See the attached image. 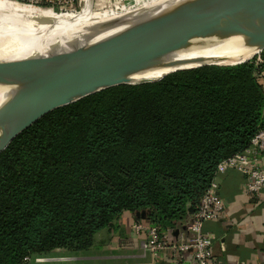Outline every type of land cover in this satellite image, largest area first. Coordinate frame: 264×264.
Here are the masks:
<instances>
[{
  "label": "trees",
  "instance_id": "16d2710c",
  "mask_svg": "<svg viewBox=\"0 0 264 264\" xmlns=\"http://www.w3.org/2000/svg\"><path fill=\"white\" fill-rule=\"evenodd\" d=\"M262 127L251 61L108 87L45 114L0 153V264L86 250L124 212L179 228L217 164Z\"/></svg>",
  "mask_w": 264,
  "mask_h": 264
},
{
  "label": "water",
  "instance_id": "95a60500",
  "mask_svg": "<svg viewBox=\"0 0 264 264\" xmlns=\"http://www.w3.org/2000/svg\"><path fill=\"white\" fill-rule=\"evenodd\" d=\"M93 11L95 0H85ZM254 10L256 13H252ZM244 22L239 19L241 14ZM253 12V11H252ZM165 21V22H164ZM151 24L138 34L99 48L82 51L78 45L70 53L37 56L21 60H0V77H10L30 83L20 102L33 105L14 122V115L2 120L0 153L22 131L45 114L75 102L105 88L120 84H135L159 80L165 75L205 65H235L207 63L189 68H175L159 78L129 80L127 73L138 70L148 61L186 45L188 42L218 32L226 26L243 33L248 39L264 43V0H199L169 20ZM264 48V45L261 49ZM187 217L193 212L188 209ZM144 217V213L136 214ZM178 229L173 234L176 235Z\"/></svg>",
  "mask_w": 264,
  "mask_h": 264
},
{
  "label": "bare ground",
  "instance_id": "6f19581e",
  "mask_svg": "<svg viewBox=\"0 0 264 264\" xmlns=\"http://www.w3.org/2000/svg\"><path fill=\"white\" fill-rule=\"evenodd\" d=\"M198 1L151 0L132 10L95 21L91 20L93 11L89 10V3L77 13L66 16L20 8L19 3H16L11 12L20 22L17 28L12 30L17 34L21 33L24 38L1 36L0 60L66 54L76 45L81 47L82 51H96L130 35L138 34L151 24L167 21ZM252 11L251 14L256 13ZM248 15L250 13L245 12L239 19L244 22V16ZM263 45V42L250 40L243 33L226 26L218 32L196 38L180 48L148 61L138 70L127 73L126 77L139 81L159 78L175 68H189L207 63L243 62L257 54ZM29 89L30 83L0 77V134L4 121L2 119L6 114L13 113L15 122L32 109L31 104H20L24 93Z\"/></svg>",
  "mask_w": 264,
  "mask_h": 264
},
{
  "label": "crops",
  "instance_id": "0c3cea01",
  "mask_svg": "<svg viewBox=\"0 0 264 264\" xmlns=\"http://www.w3.org/2000/svg\"><path fill=\"white\" fill-rule=\"evenodd\" d=\"M97 2V0H95ZM264 167V155H258ZM218 194L225 209L221 217L203 224L204 231L214 236L213 255L224 262L264 264V187L256 193L245 191L246 178L241 171L228 169L218 176ZM146 220L124 212L113 225L95 233L92 245L82 251L56 249L49 254L32 256L26 264H173L167 252L153 257L143 250V234L133 225ZM186 219L178 234H186ZM172 230L171 237H175Z\"/></svg>",
  "mask_w": 264,
  "mask_h": 264
},
{
  "label": "built area",
  "instance_id": "2783aa9c",
  "mask_svg": "<svg viewBox=\"0 0 264 264\" xmlns=\"http://www.w3.org/2000/svg\"><path fill=\"white\" fill-rule=\"evenodd\" d=\"M42 4V0H18ZM60 7L74 9L76 1L57 0ZM84 1V0H82ZM44 3H53L45 0ZM248 61V60H247ZM256 69V77L264 92V48L249 58ZM264 155V127L259 129L251 138L247 148L221 160L215 170V175L209 187L200 198L195 210L187 217L186 234L180 233L171 237L172 230L159 231L148 220H140L134 223L133 230L137 234H143L142 247L145 252L153 257L167 252L173 264H242L240 262H224L215 259L213 255L214 236L204 231L203 224L208 220L219 219L224 212L225 205L218 194V176L228 169H236L246 178L245 191L249 194L256 193L264 187V167L258 163V155ZM173 236V235H172ZM28 257L24 259L27 263Z\"/></svg>",
  "mask_w": 264,
  "mask_h": 264
},
{
  "label": "rangeland",
  "instance_id": "374dc122",
  "mask_svg": "<svg viewBox=\"0 0 264 264\" xmlns=\"http://www.w3.org/2000/svg\"><path fill=\"white\" fill-rule=\"evenodd\" d=\"M150 1L151 0H97V2L94 3V9L91 16V20L95 21L116 13H121L122 11L132 10ZM44 2L45 0H42V4L41 3L33 4L30 2H20L18 0H0V24H1L0 38L1 36L2 37L11 36L15 39L24 38V36L21 33L17 34V32L13 31L17 28V24L20 22V20L14 17L11 12V9L14 8L16 3H19L20 8L23 7L30 10L33 9V11L35 10L37 12H42L47 14H56L59 16L75 14L79 10H81L84 4V1L82 0H80L79 3L76 1L75 3L76 7L74 10L68 7H64V8L60 7L61 5L57 0H52L53 3H44ZM24 29L26 28L24 27ZM12 31L14 33H12Z\"/></svg>",
  "mask_w": 264,
  "mask_h": 264
}]
</instances>
